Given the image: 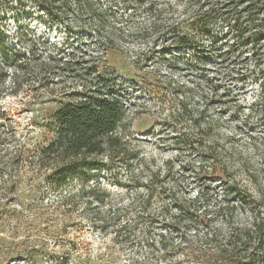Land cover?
Instances as JSON below:
<instances>
[{"label":"trees","instance_id":"trees-1","mask_svg":"<svg viewBox=\"0 0 264 264\" xmlns=\"http://www.w3.org/2000/svg\"><path fill=\"white\" fill-rule=\"evenodd\" d=\"M242 1L135 0L143 10L139 16L136 10L120 12L122 6L117 0H0V12L9 16L10 12L31 8L29 15L90 34L101 44L104 54L113 49L123 51L125 43L150 40L154 45L172 42L178 47L202 50L206 40L222 33L230 38L226 52L230 57L248 46L252 47L251 55L257 56L260 41H264V0H248L250 6L245 9ZM29 32L26 29L22 36ZM37 41L35 36L34 46L25 52L0 39V215L9 213L7 207L14 200L22 205L14 208V213L27 212L29 200L43 199L42 187L48 184L59 191L53 214L69 223L84 203L87 214L98 218L97 202L105 199L106 192L100 180L94 183L92 179L113 161L137 155L141 168L130 179L137 190L129 208L163 219L165 228H173L178 235V244L172 250L164 232L158 240L149 236L142 264H264L263 195L257 196L248 185L223 172L220 190L202 184L196 192L165 198L162 184L166 171L145 155L129 154L133 148L125 105L113 92V83L100 79L93 80L95 84L84 82L78 76L82 73L81 62L55 56L46 46L41 50L35 47ZM105 57L85 60L87 69H93L96 65L92 64L101 63ZM179 87L180 139L198 148L203 163L218 150V142L211 140L218 119L206 115V107L197 106L183 86ZM21 94L29 96L25 107L34 108L31 124L40 126L51 135L49 138L31 136V124L24 132L14 123L4 100ZM46 95L61 96L62 101L53 111L42 114ZM74 181L82 183L78 191H66ZM27 186L29 190H25ZM158 202L162 206L153 210ZM122 209L117 208L119 212ZM110 223L101 217L94 225L103 231ZM128 226L129 221L116 216L114 233L119 235ZM63 229L56 228L57 232Z\"/></svg>","mask_w":264,"mask_h":264},{"label":"rangeland","instance_id":"rangeland-1","mask_svg":"<svg viewBox=\"0 0 264 264\" xmlns=\"http://www.w3.org/2000/svg\"><path fill=\"white\" fill-rule=\"evenodd\" d=\"M117 1L122 6L120 12L136 10L139 16L143 14L135 0ZM242 2L243 9L250 6L248 0ZM30 12L31 8L26 12H10L9 16L0 12V39L27 52L34 46L36 36L35 47L44 50L46 46L55 56L64 55L81 62L82 73L79 71L78 76L84 82L93 83L98 79L112 82L113 92L125 105V122L133 148L129 154L145 155L166 171L162 184L165 193L161 190L165 198L196 192L202 184L221 189L219 177L223 172L248 185L257 196H264L263 40L257 56L251 55L252 47L248 46L244 52L230 57L226 54L230 38L222 33L206 40L202 50L178 47L172 42L154 45L150 40L125 43L123 51L113 49L104 54L101 44L90 34L70 31L52 19L44 21L38 15H29ZM26 29L30 32L24 37L22 32ZM97 55L106 57L101 63L92 64L96 65L93 69H87L85 60ZM179 86L189 93L193 103L206 107V115L218 119L211 132L212 142L216 140L219 144L218 150L210 153L203 163H200L198 148L180 139L178 88L182 87ZM28 99L29 96L21 94L4 100L14 123L24 132L35 114L34 108L24 105ZM61 101V96L46 95L42 114L56 109ZM29 128H32L31 136H51L40 126L31 124ZM136 156L113 161L92 179L94 183L100 180L106 192L105 199L97 202L98 218L87 214L84 203L69 223L53 214L59 191L48 184L42 187L43 199H30L23 214L14 213V208H22L14 200L7 207L9 213L0 215V264H142L148 252V237L158 240L161 232L172 250L178 244L173 228L167 230L163 219L159 221L158 217L143 215L135 207L129 208L137 190L130 179L141 168V160ZM81 184L74 181L66 191L77 192ZM160 202L153 210H159ZM120 206L123 209L119 212ZM100 216L111 222L103 231L94 225ZM116 216L129 221V226L119 235L113 228ZM61 226L64 229L57 232L56 228Z\"/></svg>","mask_w":264,"mask_h":264}]
</instances>
